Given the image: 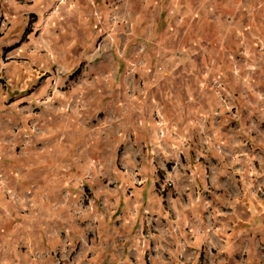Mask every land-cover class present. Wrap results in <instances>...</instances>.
Instances as JSON below:
<instances>
[{
    "label": "crops",
    "instance_id": "crops-1",
    "mask_svg": "<svg viewBox=\"0 0 264 264\" xmlns=\"http://www.w3.org/2000/svg\"><path fill=\"white\" fill-rule=\"evenodd\" d=\"M0 264H264V0H0Z\"/></svg>",
    "mask_w": 264,
    "mask_h": 264
},
{
    "label": "built area",
    "instance_id": "built-area-1",
    "mask_svg": "<svg viewBox=\"0 0 264 264\" xmlns=\"http://www.w3.org/2000/svg\"><path fill=\"white\" fill-rule=\"evenodd\" d=\"M131 68L127 69L128 72L133 71V65L132 63H130ZM60 71H57V73H59ZM211 87L212 90L214 91V93L217 95V98L219 100V102L221 104H223L224 106H227L226 103V99H225V95L223 94V85L220 82L219 79H213L211 81ZM68 107V105H67ZM77 108H79V105H77ZM155 120L157 121V123L162 126V121H160V116L158 114L155 115ZM37 127L34 125V123L28 124L26 127V132L22 133V144L21 145H25L28 143V139L30 136L34 135V133H36ZM172 185V181L170 179L169 176H165L162 178L161 182L159 183V190L163 191L164 189H166L167 187H170ZM88 200V199H87ZM89 202V203H88ZM86 202V206L89 208L90 204H91V200Z\"/></svg>",
    "mask_w": 264,
    "mask_h": 264
},
{
    "label": "rangeland",
    "instance_id": "rangeland-1",
    "mask_svg": "<svg viewBox=\"0 0 264 264\" xmlns=\"http://www.w3.org/2000/svg\"><path fill=\"white\" fill-rule=\"evenodd\" d=\"M127 66H128L129 69L131 68L130 64H127ZM129 73H130V75H132L134 72L131 71V72H129ZM102 76L105 77L106 74L104 73V74H102ZM76 107H77V106H76ZM34 134H35V133H34ZM32 136H33V135H32ZM29 138H30V137H29Z\"/></svg>",
    "mask_w": 264,
    "mask_h": 264
},
{
    "label": "trees",
    "instance_id": "trees-1",
    "mask_svg": "<svg viewBox=\"0 0 264 264\" xmlns=\"http://www.w3.org/2000/svg\"><path fill=\"white\" fill-rule=\"evenodd\" d=\"M77 70V69H76ZM76 70L74 72H76Z\"/></svg>",
    "mask_w": 264,
    "mask_h": 264
}]
</instances>
